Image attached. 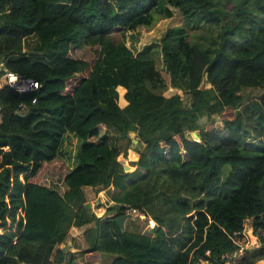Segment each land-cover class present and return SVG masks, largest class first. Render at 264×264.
Instances as JSON below:
<instances>
[{"label": "trees", "instance_id": "obj_1", "mask_svg": "<svg viewBox=\"0 0 264 264\" xmlns=\"http://www.w3.org/2000/svg\"><path fill=\"white\" fill-rule=\"evenodd\" d=\"M175 9L163 75L126 32ZM6 71L40 86L0 79V264H65L74 226L71 264L222 261L248 235L234 264L264 258V0H0ZM66 157L61 183L38 180ZM91 188L114 202L104 215ZM126 210L157 224L122 230Z\"/></svg>", "mask_w": 264, "mask_h": 264}, {"label": "rangeland", "instance_id": "obj_2", "mask_svg": "<svg viewBox=\"0 0 264 264\" xmlns=\"http://www.w3.org/2000/svg\"><path fill=\"white\" fill-rule=\"evenodd\" d=\"M182 21H183V18L180 12L177 9H175L174 14L172 16L161 17V19H159L158 22L155 23L152 27H146L142 25L138 28L136 32L127 31L126 32L127 44L133 49L135 53L143 49H148L150 52H152L156 59V65L158 69L162 71L163 75H166L165 74V63H164V59L161 54L162 51L160 48V38L164 35L167 28L173 25L181 24ZM116 35H119V33ZM204 84L208 85L207 81H204ZM262 90L260 88L247 87L243 90V93H244L245 99H250V98L258 96V94ZM176 92H178V89L169 85L167 87L165 94L167 93V95H173ZM217 124L218 126L222 125L220 121H218ZM68 136L69 134L65 136V140L68 139ZM250 137L251 136L248 135L246 140H249ZM119 140H123L121 143V146L124 148L125 142L127 141V139L120 138ZM71 166H72V159L71 158L69 159L67 157L60 159V160H56L54 162H47L44 164L43 168L39 172L38 180L42 183H47V184L61 183L62 178L65 176V174L68 172ZM131 168L132 167H130L129 170H131ZM63 189H64V186L61 187V190ZM87 194H88V200L95 201V211L98 215H104L106 211L108 210L109 205L114 203L111 200L108 201L109 199L108 197H110V194H106V196H104L103 194L99 193L98 191L93 190L92 188L87 189ZM105 207L107 208L105 209ZM128 211L129 213L133 214L132 217L126 218V222L128 221V228L130 227V228H134L137 230H143V231L144 230L149 231L152 229V226H150L147 221L149 217H152L151 215L149 216L145 212L144 214H142L137 210H126V212ZM126 222H125V228H126ZM77 230L81 232L83 229L78 228ZM246 237L249 239L247 246L252 247V246L259 245V242L256 238H251L249 235ZM71 243H72V240H71ZM73 250H76V249H73ZM110 257L111 256H109L108 254L102 253V255L100 256V259H98L99 264H107L110 261ZM261 264H264V261H262Z\"/></svg>", "mask_w": 264, "mask_h": 264}, {"label": "built area", "instance_id": "obj_3", "mask_svg": "<svg viewBox=\"0 0 264 264\" xmlns=\"http://www.w3.org/2000/svg\"><path fill=\"white\" fill-rule=\"evenodd\" d=\"M4 76L6 77L8 83L11 86H14L20 92L35 91L40 86V83L37 79L24 78L14 71H6L5 73L0 74V79H1V77H4ZM147 221H148L149 225L152 227H154L157 224L156 220L152 217H149ZM246 246H247V244L242 245L238 249V252L233 253L231 255L230 254H224L222 256V261L205 260V261H202L201 263L202 264H234L236 258L244 253ZM258 264H261V263H258Z\"/></svg>", "mask_w": 264, "mask_h": 264}, {"label": "crops", "instance_id": "obj_4", "mask_svg": "<svg viewBox=\"0 0 264 264\" xmlns=\"http://www.w3.org/2000/svg\"><path fill=\"white\" fill-rule=\"evenodd\" d=\"M134 167H135V166H132V169H133ZM111 189H113V187H111ZM99 193H101V194H103L104 196H106V194H108V191H107V189H104V190H101ZM108 198H109L108 201H110L111 198H110V197H108ZM111 201H113V200H111ZM88 202H89V205L92 206L93 210L95 211V201L88 200ZM106 208H107V207H105V209H106ZM95 212H96V211H95ZM99 216H101V215H99ZM77 229H78V227H76V226L72 227V229L70 230V237H69V240L67 239L66 242H64V243L61 245L62 247H65V246L68 245V250H70V251H74L73 249H75V247H73L70 238H71V235L75 234L76 232H79ZM246 248H250V246H246V247H245V250H246ZM110 260H111V257H110ZM262 261H264V258H261L259 261H257V263H262ZM109 262H110V261H109ZM109 262H108V263H109ZM108 263H107V264H108ZM94 264H99V261H98V260L95 261Z\"/></svg>", "mask_w": 264, "mask_h": 264}, {"label": "water", "instance_id": "obj_5", "mask_svg": "<svg viewBox=\"0 0 264 264\" xmlns=\"http://www.w3.org/2000/svg\"><path fill=\"white\" fill-rule=\"evenodd\" d=\"M132 216H133V214L129 213V212L122 213V214H119L118 216L115 217V221L118 223L120 228L123 230V229H125L126 218L132 217ZM64 251L67 252V259H66V263L65 264H71L72 251L68 250V245L64 247Z\"/></svg>", "mask_w": 264, "mask_h": 264}]
</instances>
